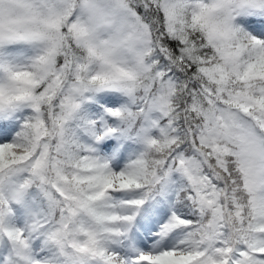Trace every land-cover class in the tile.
Here are the masks:
<instances>
[{"label": "snow or ice", "instance_id": "1", "mask_svg": "<svg viewBox=\"0 0 264 264\" xmlns=\"http://www.w3.org/2000/svg\"><path fill=\"white\" fill-rule=\"evenodd\" d=\"M0 264H264V0H0Z\"/></svg>", "mask_w": 264, "mask_h": 264}]
</instances>
